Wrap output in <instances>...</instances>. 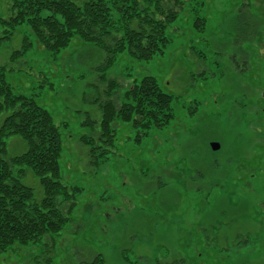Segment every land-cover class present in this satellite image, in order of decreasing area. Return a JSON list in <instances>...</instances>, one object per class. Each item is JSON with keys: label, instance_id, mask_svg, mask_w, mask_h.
<instances>
[{"label": "rangeland", "instance_id": "rangeland-1", "mask_svg": "<svg viewBox=\"0 0 264 264\" xmlns=\"http://www.w3.org/2000/svg\"><path fill=\"white\" fill-rule=\"evenodd\" d=\"M201 1L148 61L123 53L101 69L102 50L76 37L52 54L26 26L1 46L14 90L60 125L61 176L81 193L61 204L70 222L55 241L16 245L0 264H264V0ZM148 75L174 97V119L149 131L117 122L114 147L91 151L82 139L99 137L102 105ZM109 80L121 85L114 95ZM7 144L12 156L26 150L17 136ZM25 182L41 190L31 172Z\"/></svg>", "mask_w": 264, "mask_h": 264}, {"label": "trees", "instance_id": "trees-1", "mask_svg": "<svg viewBox=\"0 0 264 264\" xmlns=\"http://www.w3.org/2000/svg\"><path fill=\"white\" fill-rule=\"evenodd\" d=\"M192 1L10 0V15L0 16V48L17 28L26 26L52 54L67 49L76 37L102 50L107 59L101 69L111 67L123 53L148 61L164 55L170 43L169 28ZM31 45L25 38L22 53L12 54V60ZM9 70L7 65L0 66V117L7 113L0 125V257L16 245L35 247L46 245L48 239L55 241L70 222L61 204L71 203L72 209L81 193L80 187L68 185L61 176L60 125L36 98L14 90L7 80ZM129 80L132 85L122 102L116 106L108 99L102 105L99 137H83L85 144L93 143L91 151L102 150L104 155L114 147L117 122L149 131L164 128L174 119V97L155 77ZM116 88L121 85L109 80L107 95H114ZM11 136L24 141L22 154H9L7 139ZM28 172L38 178L41 190L26 184ZM103 261L97 257L93 264Z\"/></svg>", "mask_w": 264, "mask_h": 264}, {"label": "water", "instance_id": "water-1", "mask_svg": "<svg viewBox=\"0 0 264 264\" xmlns=\"http://www.w3.org/2000/svg\"><path fill=\"white\" fill-rule=\"evenodd\" d=\"M212 147H213V149H219L220 148V145H219V143H216V142H214V143H212Z\"/></svg>", "mask_w": 264, "mask_h": 264}]
</instances>
